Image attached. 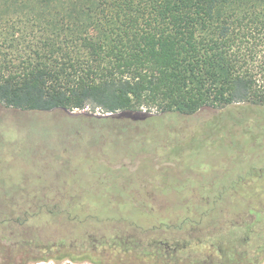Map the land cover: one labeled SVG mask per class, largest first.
<instances>
[{"label":"trees","instance_id":"1","mask_svg":"<svg viewBox=\"0 0 264 264\" xmlns=\"http://www.w3.org/2000/svg\"><path fill=\"white\" fill-rule=\"evenodd\" d=\"M235 104L264 105V0H0V149L13 124L38 111L91 107L144 120L147 108L159 111L151 120L161 121ZM256 175L263 177L264 168ZM237 183L201 193L231 211L244 196L229 191ZM252 212L241 235L207 246L191 240L160 253L136 241L118 255L65 258L264 264V205ZM11 245L0 237V264L53 259Z\"/></svg>","mask_w":264,"mask_h":264},{"label":"rangeland","instance_id":"2","mask_svg":"<svg viewBox=\"0 0 264 264\" xmlns=\"http://www.w3.org/2000/svg\"><path fill=\"white\" fill-rule=\"evenodd\" d=\"M146 109L140 120L56 108L13 124L0 149V237L53 258L30 264H95L65 257L118 255L136 241L164 253L241 235L264 205V176L256 175L264 168V105L161 121ZM231 180L238 183L229 191L244 195L231 211L201 193Z\"/></svg>","mask_w":264,"mask_h":264}]
</instances>
